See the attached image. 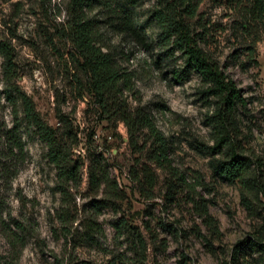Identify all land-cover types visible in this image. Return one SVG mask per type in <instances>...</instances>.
<instances>
[{
    "label": "rangeland",
    "instance_id": "1",
    "mask_svg": "<svg viewBox=\"0 0 264 264\" xmlns=\"http://www.w3.org/2000/svg\"><path fill=\"white\" fill-rule=\"evenodd\" d=\"M69 1L0 0V44L12 53L14 81L63 139L75 176L61 182L46 144L33 131L23 135L26 161L11 185L0 182V262L264 264V25L249 13L250 0H200L191 21L192 37L246 104L226 123L234 145L222 150L208 83L175 38L163 39L154 17L171 0L125 3L133 33H121L99 4L89 12L104 51L131 78L122 108L152 116L168 164L184 182L155 160L158 144L147 129L132 135L86 92L88 77L69 39ZM5 62L0 53V125L11 126ZM233 147L245 164L243 180L219 170ZM101 170L110 182L94 188L91 171ZM14 220L27 231H14Z\"/></svg>",
    "mask_w": 264,
    "mask_h": 264
},
{
    "label": "trees",
    "instance_id": "2",
    "mask_svg": "<svg viewBox=\"0 0 264 264\" xmlns=\"http://www.w3.org/2000/svg\"><path fill=\"white\" fill-rule=\"evenodd\" d=\"M200 0H171L156 9L154 17L160 24L163 39L175 38V44L186 57L188 65L199 74L209 87L206 95L215 98L219 106L217 119L220 135L218 146L221 150L227 145H234L226 135V123L233 124L236 109L245 107V100L233 80L227 78L220 71L218 64L198 45L195 35L192 37V23L198 10ZM252 3L249 13L264 25V0H250ZM125 3L131 6L136 0H70L67 5L69 39L81 59L80 69L88 77L86 92L95 97L100 108L108 118L117 117L123 122L132 135L138 129H147L158 144L155 160L162 166L172 169V175L184 182L181 174L168 164V151L165 138L157 128L151 115L138 109L131 112L121 105L124 91L131 89V78L122 71L111 53L105 52L101 46L100 33L95 27L89 12L95 5H101L109 12V17L116 19L117 29L121 33L137 31L130 10ZM0 53L5 57V87L2 95L8 103L12 124L5 122L0 125V182L11 185L19 175L27 158L26 142L23 135L33 131L48 148V158L57 168L61 182L74 179V170L70 168V150L66 148L57 131L49 126L37 111L33 100L20 89L14 81L13 58L10 48L0 44ZM175 77H180L175 75ZM1 99V96H0ZM1 101V100H0ZM228 160L219 164V170L230 181L243 180L245 164L239 161L234 147L229 148ZM90 182L94 188L110 182L109 175L103 170L100 174L91 171ZM115 187L117 188V182ZM9 189V188H8ZM3 194L0 192V221H3L4 212ZM16 232L27 231L25 224L13 221ZM12 231L13 235L19 237ZM18 240V239H17ZM0 264H4L0 262Z\"/></svg>",
    "mask_w": 264,
    "mask_h": 264
}]
</instances>
